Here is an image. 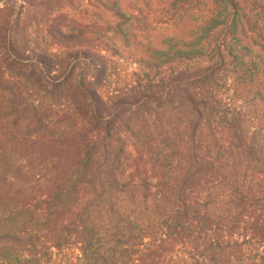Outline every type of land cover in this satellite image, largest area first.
<instances>
[{
    "label": "trees",
    "instance_id": "trees-1",
    "mask_svg": "<svg viewBox=\"0 0 264 264\" xmlns=\"http://www.w3.org/2000/svg\"><path fill=\"white\" fill-rule=\"evenodd\" d=\"M14 4L0 8V125L76 155L39 199L0 193V264H264V0H39L41 24L21 28L49 31L40 59L16 42ZM56 4L64 19L42 20ZM113 40L146 56L110 94ZM133 153L148 175L129 173Z\"/></svg>",
    "mask_w": 264,
    "mask_h": 264
},
{
    "label": "rangeland",
    "instance_id": "rangeland-1",
    "mask_svg": "<svg viewBox=\"0 0 264 264\" xmlns=\"http://www.w3.org/2000/svg\"><path fill=\"white\" fill-rule=\"evenodd\" d=\"M6 1L7 0H2L0 2V8L3 7ZM12 1L15 3V8L18 9L22 6V8H19L20 25L17 26V29L14 28L16 42L21 45L24 44L25 39L28 38L27 40H29V44L26 47L31 54H33L35 49L36 52L33 55L39 56V59L40 54H45L48 57H51L57 48L55 44L48 46L52 42L48 30L46 33L43 32L42 34H39V30L37 29L35 32V29L33 30V28H28L27 31H25L24 28H21L26 25L39 27V24H41L39 22V18L41 17V15L39 16V0H30V2H36L34 7L27 5L25 0ZM73 6L75 7L74 3L65 6L63 11L66 13L67 18H74L75 10L73 9ZM59 9L60 5H54L53 11L50 13H43L42 20H47L49 23H57L58 20L64 19L63 17H59ZM83 18H86V16ZM101 26L102 24L98 25V27ZM44 43H46V45ZM111 43H114L115 47L120 49V54L109 51L106 53L100 52L102 57L99 55L108 67L106 74L101 75L102 91L110 94H112V90H119L122 92L125 88L132 89L135 87L137 78L134 74H136L135 70L139 69L135 62L138 59H141V57L144 58L146 56V52L139 45H136L137 56L132 60V57L130 58V56L121 52L123 47L121 48L116 40L111 41ZM101 45V41L92 44L91 50L97 49L100 51L102 48ZM66 47L81 48L82 46L69 43ZM45 60L46 65L52 69L53 63L48 61L49 59ZM95 60H97V58ZM81 68L82 65H76L74 68V75H78L81 72ZM86 71L87 70H85L84 73ZM50 73L53 74L51 71ZM87 73L88 75L91 74L89 70ZM1 77L2 74L0 72V78ZM23 117L27 119L26 121L31 122V117L28 111H24ZM0 139L5 141L2 147L4 157L0 163V193H12L18 197H27V199H39L42 197L57 173L70 164L76 155L72 145L67 143H43L39 141L30 144L14 143L8 139L1 125ZM130 167L131 169L129 173L137 172L139 174L148 175L147 165L143 162L142 158L135 153H133ZM69 253L73 256L77 254L74 249Z\"/></svg>",
    "mask_w": 264,
    "mask_h": 264
}]
</instances>
